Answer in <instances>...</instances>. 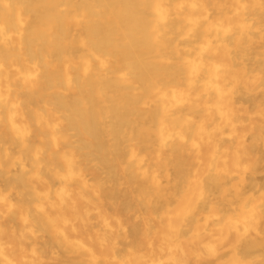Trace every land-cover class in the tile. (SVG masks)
<instances>
[{"label":"bare ground","instance_id":"1","mask_svg":"<svg viewBox=\"0 0 264 264\" xmlns=\"http://www.w3.org/2000/svg\"><path fill=\"white\" fill-rule=\"evenodd\" d=\"M0 264H264V0H0Z\"/></svg>","mask_w":264,"mask_h":264}]
</instances>
